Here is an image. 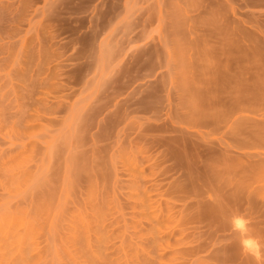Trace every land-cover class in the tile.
<instances>
[{
  "label": "rangeland",
  "instance_id": "obj_1",
  "mask_svg": "<svg viewBox=\"0 0 264 264\" xmlns=\"http://www.w3.org/2000/svg\"><path fill=\"white\" fill-rule=\"evenodd\" d=\"M0 264H264V0H0Z\"/></svg>",
  "mask_w": 264,
  "mask_h": 264
},
{
  "label": "bare ground",
  "instance_id": "obj_2",
  "mask_svg": "<svg viewBox=\"0 0 264 264\" xmlns=\"http://www.w3.org/2000/svg\"><path fill=\"white\" fill-rule=\"evenodd\" d=\"M190 78V77H189ZM192 82V81H191ZM197 97V96H196ZM240 120V119H239ZM239 125V124H238Z\"/></svg>",
  "mask_w": 264,
  "mask_h": 264
}]
</instances>
